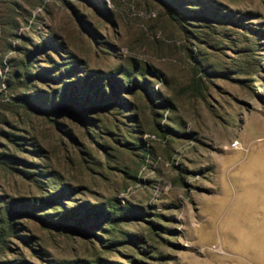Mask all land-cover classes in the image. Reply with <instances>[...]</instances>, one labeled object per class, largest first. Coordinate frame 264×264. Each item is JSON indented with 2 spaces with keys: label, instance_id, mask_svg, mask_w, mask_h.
Returning <instances> with one entry per match:
<instances>
[{
  "label": "rangeland",
  "instance_id": "1",
  "mask_svg": "<svg viewBox=\"0 0 264 264\" xmlns=\"http://www.w3.org/2000/svg\"><path fill=\"white\" fill-rule=\"evenodd\" d=\"M31 2L36 8L28 24L13 26V16H5L0 26V153L32 164L25 179L0 164V198H38L39 188L28 176L39 169L52 171L71 189L70 199L62 202L65 209L84 205L80 213L87 205L116 200L138 217L120 225L122 234L115 233L106 250L101 245L109 237L100 229L78 233L18 216L17 226L28 230L19 227L18 234L32 236L27 241L33 250L13 239L0 262L256 264L249 205L261 192L248 178L264 169V0H202L209 18H191L186 10L192 7L184 5L175 21L155 0H105L107 17L82 0H66L77 15L62 0ZM48 29L88 70L120 68L139 80L140 74L152 72L145 78L170 104L154 113L170 133L164 139L153 133L141 136L152 153L144 162L135 165L133 155L113 151L108 157L92 123L72 111L62 109L54 123L25 106L20 97L26 89L12 76L14 61L20 60L17 49ZM34 86L44 88L39 82ZM121 95L138 107L141 120L149 118L143 94ZM81 114L84 119L101 117ZM101 128L102 138L110 142L107 129ZM120 132L126 133L123 126ZM234 141L240 143L237 149L230 146ZM14 142L28 150L33 142L37 151L20 152ZM127 167L134 179L124 173ZM39 209L35 214L48 212ZM257 227V234L264 233V222ZM231 236L242 261L223 245ZM212 245L223 254L209 251Z\"/></svg>",
  "mask_w": 264,
  "mask_h": 264
},
{
  "label": "trees",
  "instance_id": "2",
  "mask_svg": "<svg viewBox=\"0 0 264 264\" xmlns=\"http://www.w3.org/2000/svg\"><path fill=\"white\" fill-rule=\"evenodd\" d=\"M20 1L0 0V26L3 27L5 16H13V26H18L19 22L28 24L32 20V9L36 8L35 4L31 2L32 0ZM62 1L73 15H77V9L73 5L66 2V0ZM82 1L98 9L99 13L104 17L109 15L105 0ZM155 1L162 6L165 14L173 21L177 19L179 10L184 11V5L192 7L189 11L186 10L191 12L189 14L191 18H209L211 16L209 13L204 12V7H200L203 4L201 3L202 0ZM36 31V28H34L33 33ZM47 32L48 34L40 33L37 38H29L28 46H21L17 49L20 60L14 61L15 70L12 76L16 81L24 85L26 89V92L20 97L26 103L25 106L30 110L37 111L45 118L52 119L54 123H56L55 116L62 109L72 111L86 124L92 123V129L98 133V139L101 141L99 147L108 157L113 151L118 154L121 153V155L122 153L133 155L137 158V161L134 162L135 165L140 164L142 161L144 162L152 153L151 148L147 146L141 136L146 133H153L164 139L170 133V129L167 126L160 124V114L154 113L155 108L164 111L170 104L162 100L158 92L153 90L150 81L145 78L146 75L153 76L152 72L147 70L145 74H140L141 78L139 80L134 78L135 74L132 72H125L120 70V68L111 73L88 70L85 62L73 57L70 49L56 33L50 29ZM90 39L93 41L91 37ZM198 69V66L194 68V76L199 73ZM195 81L197 82V80ZM199 81L201 80L198 79ZM38 82L44 86L43 89H35L34 84ZM52 84L56 85V87L49 90V86ZM71 91L73 92L71 93ZM123 93L127 95L136 93L144 95L145 101L150 108L149 118H147L148 122H146L147 119L141 120L139 113H137L138 107L121 95ZM123 111H129L130 114L125 115ZM87 112L95 113L101 117L86 116V119L82 118L83 114L81 113ZM119 114L124 120H117L116 115ZM107 116H111V119H107ZM127 123L130 124L128 125ZM119 125L124 127L125 134H121ZM102 126L107 129L110 142L102 138L104 134ZM14 144L20 152L28 150L22 146L23 144L18 142H14ZM31 144H29L31 149L28 152L37 151L36 145L33 142ZM0 164L24 179L27 178V173L25 174V172H28L27 169L32 166V164L16 159V156L3 153H0ZM127 169L128 171H124V173L129 174L131 169L128 167ZM129 175L131 179H134V176ZM28 177L34 179L39 188L41 195L38 198L32 195L22 198H9V200L0 198V253L11 250V240L13 241V239L19 240L26 248H29L28 243L30 241L27 240H31L32 236L27 237L18 234L21 231L19 227L23 231H28L22 224L17 226L15 219L18 216L24 219L36 218L42 223L50 224L52 228L70 229L78 233L86 231V234H89L91 230L100 229L107 233L106 237H109L106 244L101 245V247L110 250L111 243L108 241L113 238L115 233L122 234L119 230L120 225L130 221L132 218H136L138 215L133 208L122 206L116 200L106 204L87 205L88 208L85 211L81 210L80 213L78 209L84 205L78 204L73 208L65 209L62 206V202L70 199L68 195L71 189L66 184H60L59 181H64L61 177L56 176L52 171L43 172L39 169L32 170V174ZM36 208H40L39 210L43 211L47 210L48 212L43 215L35 214ZM68 220L71 221L69 222L71 224L67 223ZM151 229L153 228L151 227ZM137 240L141 241L140 239ZM33 253L35 252L33 251ZM5 263L26 264L23 259H14ZM0 264L4 263L0 262ZM75 264H79V262ZM96 264L105 263L97 262Z\"/></svg>",
  "mask_w": 264,
  "mask_h": 264
},
{
  "label": "crops",
  "instance_id": "3",
  "mask_svg": "<svg viewBox=\"0 0 264 264\" xmlns=\"http://www.w3.org/2000/svg\"><path fill=\"white\" fill-rule=\"evenodd\" d=\"M252 178H248L250 186H256L258 192H261V195L258 196L260 199L250 202L249 208H251L250 213L252 214V221L255 224V237L251 240V257L256 264H264V236L263 231L260 234H257L258 227L257 224L264 222V169L258 170L253 173ZM261 176V177H259ZM252 184V185H251ZM225 239V238H224ZM236 238L231 236V240L228 242L226 239L223 242V245L230 250V254L237 258L239 261L244 260L243 256L236 251L235 242Z\"/></svg>",
  "mask_w": 264,
  "mask_h": 264
},
{
  "label": "built area",
  "instance_id": "4",
  "mask_svg": "<svg viewBox=\"0 0 264 264\" xmlns=\"http://www.w3.org/2000/svg\"><path fill=\"white\" fill-rule=\"evenodd\" d=\"M230 146H231V148L237 149L238 147H240V143L238 141H234V142H232V144ZM208 250L213 252V253H216V254H223V250L221 249L220 246L212 245L208 248Z\"/></svg>",
  "mask_w": 264,
  "mask_h": 264
}]
</instances>
